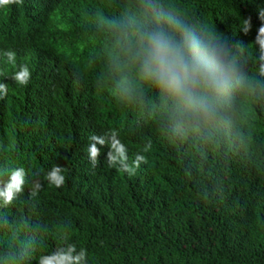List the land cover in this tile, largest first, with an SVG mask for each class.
<instances>
[{
  "label": "trees",
  "instance_id": "16d2710c",
  "mask_svg": "<svg viewBox=\"0 0 264 264\" xmlns=\"http://www.w3.org/2000/svg\"><path fill=\"white\" fill-rule=\"evenodd\" d=\"M160 2L231 43L254 44L264 23V0ZM136 3L23 0L0 9V82L9 86L0 99V166H22L44 185L36 199L26 188L0 207V264H38L60 246L61 230L87 249V264H264V75L255 48L239 53L253 87L233 100L227 125L177 133L150 85L139 101L114 90L109 21ZM9 50L14 65L2 55ZM22 64L27 86L8 78ZM112 129L129 162L137 152L147 157L131 177L108 167L107 146L98 145L95 168L89 160V137ZM56 165L67 169L60 188L44 180Z\"/></svg>",
  "mask_w": 264,
  "mask_h": 264
},
{
  "label": "clouds",
  "instance_id": "9594fccd",
  "mask_svg": "<svg viewBox=\"0 0 264 264\" xmlns=\"http://www.w3.org/2000/svg\"><path fill=\"white\" fill-rule=\"evenodd\" d=\"M23 0H0V9ZM264 20V11L260 12ZM251 18L244 19L240 31H251ZM108 62L115 92L124 100L139 101L147 84L158 93L159 108L173 125V131L218 130L229 122L232 102L236 96L253 87L251 78L240 69L239 53L255 48L264 75V23L257 29L255 42L231 43L216 28L188 16L175 7L165 8L160 0H137L134 11L126 17L109 21ZM258 46V47H257ZM5 63L14 65L13 51L2 53ZM18 86H27L31 72L27 65H19L8 77ZM9 86L0 82V99L8 95ZM99 146L109 147L108 167L136 174L146 155L137 152L129 162L128 149L112 129L103 136L91 135L87 153L95 168L99 163ZM152 145L145 144L147 153ZM67 169L53 166L44 176L48 185L60 188L65 183ZM36 175H39L37 173ZM28 190L36 199L44 185L35 176L29 177L22 166H0V207L7 208ZM60 246L41 254L38 264H87L88 252L69 242L67 230H61Z\"/></svg>",
  "mask_w": 264,
  "mask_h": 264
}]
</instances>
